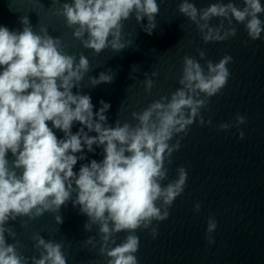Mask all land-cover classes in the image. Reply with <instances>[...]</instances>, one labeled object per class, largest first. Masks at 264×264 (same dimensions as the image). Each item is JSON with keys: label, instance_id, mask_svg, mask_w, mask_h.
Here are the masks:
<instances>
[{"label": "clouds", "instance_id": "obj_1", "mask_svg": "<svg viewBox=\"0 0 264 264\" xmlns=\"http://www.w3.org/2000/svg\"><path fill=\"white\" fill-rule=\"evenodd\" d=\"M159 10L158 0H63L56 13L63 15L85 48L99 53L109 46L119 52L134 43L124 33V21L133 14L151 34ZM179 10L195 22L205 42L235 36L233 21L244 24L252 39L264 34V0H242V6L236 0H215L204 8L194 0H182ZM214 17L226 19L231 26L225 28L224 19L212 25ZM20 20L22 30L0 24V264H68L62 244L39 233L33 239L40 255L24 256L17 248L19 241L8 240L16 235L8 222L59 213L69 200L87 215L86 230L99 225L100 252L107 255V264H139L140 238L135 230L151 228L156 237L153 220L169 217L187 184L185 166L178 167L174 180L163 183L168 177L166 164L181 147L179 139L171 140L175 134L186 135L197 117L201 125L205 123L201 108L228 83L233 57L226 54L218 62L208 60L205 71L197 59L184 56L181 87L170 98L161 97L143 111L133 112L135 126L119 120L112 126L106 115L110 102L101 100L102 106L94 111L90 94L73 91L82 87L89 72L88 56L81 53L77 58L66 51L61 37L53 36L47 25L37 31L28 16ZM199 55L203 58L206 53L201 49ZM144 75L150 91L154 81L147 72ZM113 78V72L102 71L90 81L95 86ZM77 121L81 127L73 132ZM245 121L246 116L237 113L236 124ZM219 127L228 129L231 124L222 122ZM54 129L64 136L58 138ZM239 135L243 138L244 131ZM94 145L103 146V159H92L74 171L78 160L86 158L84 149L95 152ZM194 207L199 211L200 202ZM55 220L63 223V216L57 214ZM217 224L215 217L208 218L210 244ZM124 230L126 238L117 243L113 234ZM87 241L93 243L95 236Z\"/></svg>", "mask_w": 264, "mask_h": 264}, {"label": "water", "instance_id": "obj_2", "mask_svg": "<svg viewBox=\"0 0 264 264\" xmlns=\"http://www.w3.org/2000/svg\"><path fill=\"white\" fill-rule=\"evenodd\" d=\"M158 2L160 10L151 34L143 30L134 14L124 21L125 38L134 43L119 52L110 46L99 53L85 48L73 36V29L63 15L56 13L63 0L61 3L0 0V24L22 30L20 18L26 15L37 31L41 25H47L53 36L61 37L66 51L75 53L77 58L81 53L87 55L89 72L81 82L82 87H74L73 91L90 94L94 111L102 106L101 100L110 102L106 115L112 126L117 120L135 126L138 121L133 112L143 111L161 97L170 98L181 87L184 56L194 57L207 71L208 60L218 62L230 54L233 60L228 64L231 73L228 83L201 108L205 123L201 125L197 117L186 135L181 132L171 140L175 143L179 139L181 147L166 164L168 177L163 183L174 180L178 167L185 166L187 184L171 206L169 217L153 220L158 228L156 237L151 228L135 230L140 238L136 255L139 264H264V34L252 39L244 24L233 21L237 28L235 36L205 42L195 22L180 12L182 0ZM214 2L194 0L198 8ZM236 3L242 6V0ZM223 19L214 17L210 23L218 25ZM143 23H147L146 17ZM223 23L225 28L231 26L226 19ZM201 49L206 53L203 58L199 55ZM102 71L113 72V80L93 86L90 77L99 76ZM145 72L154 81L150 91L144 83L148 78ZM152 72L157 75L152 76ZM237 113L246 116L243 124H236ZM209 119L211 124L207 123ZM222 122L231 127L221 129ZM48 123L51 126V121ZM80 127V122H74L72 131ZM240 130L245 133L243 138ZM54 131L58 138L64 136L63 131ZM94 147L95 152L84 149L86 158L78 160L74 171L92 159H103V146ZM8 156L14 159L10 151ZM197 201L201 204L199 211L194 207ZM57 214L63 216V223H57ZM210 216L218 221L211 244L206 237ZM87 220L79 206L69 200L59 213L45 212L34 219L22 216L10 220L8 223L16 235L8 240L19 241L17 248L24 256H39L33 239L39 233L62 244L68 264H107V255L100 252L99 225L86 230ZM127 234L124 230L113 235L119 243ZM91 236H95V241L90 244L87 238Z\"/></svg>", "mask_w": 264, "mask_h": 264}]
</instances>
